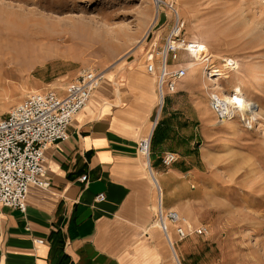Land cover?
Returning a JSON list of instances; mask_svg holds the SVG:
<instances>
[{
    "label": "rangeland",
    "instance_id": "rangeland-1",
    "mask_svg": "<svg viewBox=\"0 0 264 264\" xmlns=\"http://www.w3.org/2000/svg\"><path fill=\"white\" fill-rule=\"evenodd\" d=\"M161 1L155 18L153 0H0V119L32 92L62 93L86 70L122 75L135 66L144 68L148 53L162 49L179 18L182 36L207 42L205 61L202 67H188L195 59L180 54L171 67H185L191 74L174 91L164 90L161 103L156 93L148 120L157 118L159 139L180 155L173 166L180 176L168 193L163 191V205L177 210L187 225L207 228L179 242L181 264H264V227L253 235L251 226L240 227L244 220L237 216L251 168L257 166L264 176V119L247 110L255 105L264 110V45L252 39L240 17L256 24L264 21V12H245L247 2L258 6L253 0ZM69 19L86 33L85 20L114 27L101 44L77 37L67 41ZM207 66H216L219 74ZM203 68L205 78H199ZM224 94L238 103L231 119H219L210 106L212 96ZM253 197L248 210L259 209L264 218V192Z\"/></svg>",
    "mask_w": 264,
    "mask_h": 264
},
{
    "label": "crops",
    "instance_id": "crops-1",
    "mask_svg": "<svg viewBox=\"0 0 264 264\" xmlns=\"http://www.w3.org/2000/svg\"><path fill=\"white\" fill-rule=\"evenodd\" d=\"M146 64L106 71L67 140L45 150L49 188L29 186L24 213L0 205V264H174L173 257L181 264L175 226L166 237L157 221L158 207L175 210L162 194L180 176L173 167L180 155L159 139L157 118L148 120L156 93L160 103L163 97ZM148 135L152 174L137 151ZM166 152L177 157L168 167Z\"/></svg>",
    "mask_w": 264,
    "mask_h": 264
},
{
    "label": "built area",
    "instance_id": "built-area-1",
    "mask_svg": "<svg viewBox=\"0 0 264 264\" xmlns=\"http://www.w3.org/2000/svg\"><path fill=\"white\" fill-rule=\"evenodd\" d=\"M162 3L158 0L159 6ZM182 27L183 22L176 20L162 49L153 50L146 56L147 70L156 75L161 98L164 90L174 91L179 79L187 75L185 67L174 68L171 64L178 62L181 53L192 55L196 48L193 41L182 36ZM208 66L213 73L219 74L216 66ZM103 79L101 70H86L67 84L62 93L53 89L32 92L0 119V205L24 213L29 186L49 188L50 182L45 177V150L54 142L67 140L69 124L84 109ZM232 98L230 105L223 97H211L210 106L219 119L233 118L232 110L238 103L234 95ZM137 151L148 159L147 166H150L151 135L139 139ZM176 159L175 153L166 152L162 156V163L168 167ZM86 178L83 175L81 180L85 181ZM102 198L103 195L96 197L97 200ZM158 219L159 227L166 237L169 223L175 226L180 240L190 234L203 235L207 231L203 225H187L183 217L172 209L161 210Z\"/></svg>",
    "mask_w": 264,
    "mask_h": 264
},
{
    "label": "bare ground",
    "instance_id": "bare-ground-1",
    "mask_svg": "<svg viewBox=\"0 0 264 264\" xmlns=\"http://www.w3.org/2000/svg\"><path fill=\"white\" fill-rule=\"evenodd\" d=\"M153 1H154V5H155V18H156V16H157V4H158V0H153ZM252 3L253 4H257L258 5L257 7L260 8V9L258 10L257 7L256 8L255 7H251L249 5V2H247V7L246 8L248 10H246L245 12H251L252 15L255 14L257 11H260V10H261V12H264V4L260 0H253ZM240 18H241L242 23L246 27V32L252 37V39L255 38V37H257L256 39H259L260 43H263V45H264V26L262 25L263 22H264V21H262L263 18L258 19L257 22H255L256 24L251 23L252 21L250 22V21L245 20V16H241ZM73 20L74 19H69L68 20L69 22L66 25L64 24L65 25L64 28H66V30H67V34L65 35V39L64 40L71 41V40H74L75 37H77L79 39H84L85 41H89L90 43H95V42L96 43L97 42L98 43H100V42L101 43L102 42L104 43V40L107 37L106 35L107 34H110L112 32V28L114 27L113 25L108 24V23H105V22H102L103 24L99 26V24L95 23V21L93 22L91 20H88V21L85 20L87 22L86 26L88 27L87 33H86V31L79 26L81 24H79V22H77L76 20L75 21H73ZM176 20H179V18H176L175 21ZM57 24H59V23H57ZM60 24H62V23H60ZM54 25H53V27H54ZM251 37H250V39H251ZM191 41H193V40H191ZM193 42L196 44V48L193 51V54L192 55H189V56L193 57L195 59V62H192L191 64L188 63V67L200 66V65L202 67L203 62L205 61L204 60L205 59V56H203L202 54L208 51L207 42L204 39H202V38H194V41ZM107 44H109L108 41H107ZM204 69L205 68H203V69L200 70V74L198 75L199 78H203V77L205 78L206 70H204ZM261 70L264 71V65L261 67ZM102 72H103V74L105 76L106 71H102ZM190 74L188 73L187 75L183 76V78H180V79L181 80L188 79V77L190 76ZM211 81H213V80H211ZM202 85H203L204 88L207 87V85L205 84V81L202 82ZM223 99H224V101H226V103H229L230 105H232L231 104V101L233 100V98H232L231 95L224 94L223 95ZM237 107L238 106L235 105L233 108H237ZM250 107L251 108H248L247 109L250 114L255 115V117L258 116L260 119H264V110H262L260 107H258L256 105L253 106V107L252 106H250ZM232 112H233V115L236 113L235 110H232ZM249 117H250V115H249ZM260 126H262V125H260ZM231 145H232V143H230L228 146H231ZM145 161H146V166H147L148 159L145 158ZM251 169L252 170L250 172H251V174L253 176H252V178L249 177V179L250 178L251 179L248 182L246 181L247 184L249 185V190L247 191L248 194L246 195L247 198H245L244 202H242L241 205L239 206V208L237 210V213H238L237 216H238V220L239 221L244 220V221H241L240 227L251 226V232H252V234L253 235H257L258 234V232H257L258 231V228L260 229L261 227H264V218H263V215L262 214H259L258 213V210L259 209H257V212L256 211L248 210V206L251 204V203H248V201L253 200V198H254L253 196H254V194L258 190H262L264 192V176L262 175L261 169H258L257 166H254ZM148 170L152 174V171H151V167L150 166H149V169ZM247 199H249V200H247ZM160 211H161V209L158 207V216H159V212ZM245 220H247V221H245ZM157 221H158V225H159V219ZM185 223H186V219H185Z\"/></svg>",
    "mask_w": 264,
    "mask_h": 264
}]
</instances>
